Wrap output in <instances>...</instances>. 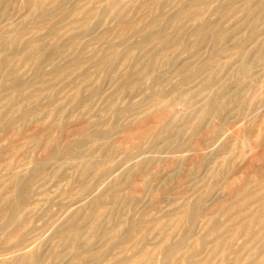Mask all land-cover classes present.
Listing matches in <instances>:
<instances>
[{
	"label": "rangeland",
	"instance_id": "obj_1",
	"mask_svg": "<svg viewBox=\"0 0 264 264\" xmlns=\"http://www.w3.org/2000/svg\"><path fill=\"white\" fill-rule=\"evenodd\" d=\"M0 264H264V0H0Z\"/></svg>",
	"mask_w": 264,
	"mask_h": 264
}]
</instances>
